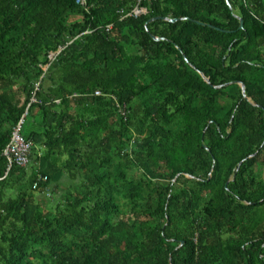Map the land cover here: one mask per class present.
<instances>
[{
  "label": "trees",
  "instance_id": "obj_1",
  "mask_svg": "<svg viewBox=\"0 0 264 264\" xmlns=\"http://www.w3.org/2000/svg\"><path fill=\"white\" fill-rule=\"evenodd\" d=\"M79 1L0 0V264H264V0Z\"/></svg>",
  "mask_w": 264,
  "mask_h": 264
},
{
  "label": "built area",
  "instance_id": "obj_2",
  "mask_svg": "<svg viewBox=\"0 0 264 264\" xmlns=\"http://www.w3.org/2000/svg\"><path fill=\"white\" fill-rule=\"evenodd\" d=\"M77 3H80V1L77 0ZM142 12H145L144 9H138L137 7L133 10V14L135 16L139 15ZM94 95L100 96L101 93L99 91H96ZM119 113L123 117V119H125V110L121 109ZM22 124L23 119H21L19 123L15 127H13L10 140L2 152V155L7 159L9 166H11L12 164L24 166L26 163H28V155L32 147V143L23 138L21 134Z\"/></svg>",
  "mask_w": 264,
  "mask_h": 264
},
{
  "label": "water",
  "instance_id": "obj_3",
  "mask_svg": "<svg viewBox=\"0 0 264 264\" xmlns=\"http://www.w3.org/2000/svg\"><path fill=\"white\" fill-rule=\"evenodd\" d=\"M152 20H154V19H152ZM152 20H151V21H152ZM163 20H165V19H163ZM169 21L174 22V20H169ZM239 28H240V29L242 28V21H241V20H240ZM151 37H152V39L155 40V41L159 40V38H157V37H154V36H151ZM200 75H201L203 81L206 82L207 84H209V79L206 78L203 74H200ZM210 86H211V85H210ZM240 86H241L242 93H244V85L241 83ZM215 88H221V86H217V87H215Z\"/></svg>",
  "mask_w": 264,
  "mask_h": 264
},
{
  "label": "rangeland",
  "instance_id": "obj_4",
  "mask_svg": "<svg viewBox=\"0 0 264 264\" xmlns=\"http://www.w3.org/2000/svg\"><path fill=\"white\" fill-rule=\"evenodd\" d=\"M129 173H131V172H129ZM260 179H261L262 181H264V166L262 167V174H261Z\"/></svg>",
  "mask_w": 264,
  "mask_h": 264
},
{
  "label": "clouds",
  "instance_id": "obj_5",
  "mask_svg": "<svg viewBox=\"0 0 264 264\" xmlns=\"http://www.w3.org/2000/svg\"><path fill=\"white\" fill-rule=\"evenodd\" d=\"M135 8H136V7H135ZM135 8H134V9H135ZM99 92H100V91H99ZM100 93H101V92H100ZM101 95H102V94H101ZM101 95H100V96H101ZM120 117L123 119V117H122L121 115H120ZM125 119H126V117H125ZM125 119H124V120H125ZM21 134H22V133H21ZM22 136H23V135H22ZM23 138H24V137H23ZM24 139H25V138H24ZM25 140H26V139H25ZM27 141H28V140H27ZM30 142H31V141H30ZM31 143H32V142H31Z\"/></svg>",
  "mask_w": 264,
  "mask_h": 264
}]
</instances>
